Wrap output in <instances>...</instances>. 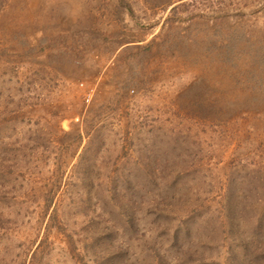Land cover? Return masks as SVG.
<instances>
[{
  "label": "rangeland",
  "instance_id": "374dc122",
  "mask_svg": "<svg viewBox=\"0 0 264 264\" xmlns=\"http://www.w3.org/2000/svg\"><path fill=\"white\" fill-rule=\"evenodd\" d=\"M0 264H264V0H0Z\"/></svg>",
  "mask_w": 264,
  "mask_h": 264
}]
</instances>
